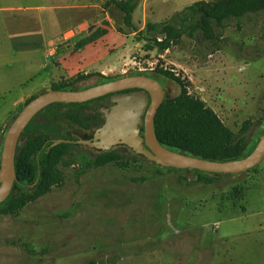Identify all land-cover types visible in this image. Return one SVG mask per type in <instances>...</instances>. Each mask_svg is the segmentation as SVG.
Listing matches in <instances>:
<instances>
[{
	"label": "rangeland",
	"instance_id": "374dc122",
	"mask_svg": "<svg viewBox=\"0 0 264 264\" xmlns=\"http://www.w3.org/2000/svg\"><path fill=\"white\" fill-rule=\"evenodd\" d=\"M192 1L137 0L133 25L141 29L145 21H164ZM79 23L85 28L79 36L88 34L89 27L105 30L91 54L120 43L121 38L106 28L126 37V50L117 61L105 62L101 72L79 73L120 77L162 67L179 75L188 92L232 130L246 119L253 123L248 138L264 128V11L238 22L227 20L223 28L214 25L219 48L183 36L158 53L145 48L108 0H0V25L42 28L48 36L55 35L54 41L67 27L75 31ZM62 47L76 48L70 40ZM1 53L9 57L6 49ZM54 67V82L73 77L59 79ZM8 69L31 79L0 94V146L4 128L24 100L50 89L42 86L49 67L25 73L12 63ZM99 79L91 75L77 86ZM163 81L169 96L179 92L174 81ZM21 92L30 95L4 111ZM110 149L120 153L117 163L91 166L76 175L81 157L91 160L97 151L71 148L77 160L63 169L61 185L27 203L17 215L0 216V264H264V157L239 173L204 174L212 178L204 183L196 181V172L161 166L126 145Z\"/></svg>",
	"mask_w": 264,
	"mask_h": 264
},
{
	"label": "trees",
	"instance_id": "16d2710c",
	"mask_svg": "<svg viewBox=\"0 0 264 264\" xmlns=\"http://www.w3.org/2000/svg\"><path fill=\"white\" fill-rule=\"evenodd\" d=\"M223 1L225 0H207L204 4L205 0H197L175 11L164 21L148 20L141 29H137L132 22V13L137 7V0H108L122 12L123 23L134 28L133 31L145 42V48L155 49L158 53L179 43L183 36L198 40L201 45L209 43L213 48H219L217 42L219 34L215 31L214 25L223 28L227 20L238 22L250 13L257 14L264 11V0H228L226 3ZM98 28L89 27V33L77 41L75 47H82L101 36L105 30ZM144 72L136 70L132 73L144 74ZM152 73L174 81L179 87L176 95L163 98L154 115V132L160 144L173 151L214 161L242 158L253 149L262 134L263 127L254 133V137L248 138L247 133L253 124L252 121L244 120L239 129L234 131L225 125L204 101L188 92L186 83L179 75L158 66L152 70ZM95 74L100 76L96 83L119 77H106L99 73L85 75L77 73L69 79L52 83L50 88L66 90L84 88L87 86L78 87L77 83ZM34 96L26 98L23 105ZM95 99L84 102L51 103L28 121L21 132V147L14 157L15 179L12 189L0 202V216L17 215L27 203L47 193L53 186L62 184L63 169L77 160L70 150L80 147L76 142L69 141L67 130L69 126L87 125L84 106ZM63 107L67 108L62 109ZM7 127L8 125L4 128V132ZM142 131L141 124V135ZM56 140L58 141L54 143ZM134 154L142 157L135 152ZM119 157H121L120 153L112 149L98 150L91 160L82 156L76 175L84 173L91 166L117 163ZM167 168L196 172L197 182L212 181V178L204 176L212 172L192 168Z\"/></svg>",
	"mask_w": 264,
	"mask_h": 264
},
{
	"label": "water",
	"instance_id": "95a60500",
	"mask_svg": "<svg viewBox=\"0 0 264 264\" xmlns=\"http://www.w3.org/2000/svg\"><path fill=\"white\" fill-rule=\"evenodd\" d=\"M206 3L205 1L204 4ZM130 88L142 89L145 92L135 90L131 93L114 94L112 100L115 103L110 111H105L103 131L97 133L92 141L78 139V142L89 146H98L97 144L111 146L122 143L143 158L164 167L192 168L216 174L239 173L255 166L264 157V131L253 149L246 156L238 159L214 161L168 149L158 142L153 119L165 92L169 89L151 76L124 74L77 90L50 88L35 95L22 106L9 123L1 141L0 202L10 193L15 179L14 157L21 147V132L37 112L51 103L84 102Z\"/></svg>",
	"mask_w": 264,
	"mask_h": 264
},
{
	"label": "crops",
	"instance_id": "0c3cea01",
	"mask_svg": "<svg viewBox=\"0 0 264 264\" xmlns=\"http://www.w3.org/2000/svg\"><path fill=\"white\" fill-rule=\"evenodd\" d=\"M194 1L197 0H193L192 2ZM83 24L79 23L76 25L75 34L69 39L73 44H76L77 41L87 35V33L78 35L85 30ZM68 28H65L63 31ZM106 30L114 32L116 36L121 38V41L117 46L111 47L102 54H91L90 49L96 43V40L99 39L97 38L82 47L69 51H63L62 44L64 42H59L58 45L60 47L57 46L58 52H55L53 56H46L47 47L54 42L55 35L48 36L49 34H46L42 28L31 29L21 25H0V72H2L0 74V94L4 93L5 89L20 87L28 79H31L30 76L25 75L18 76L16 74L15 76L12 74V71L9 73L8 66L12 63L19 64L21 71L25 73H30L38 68L47 69L49 67L47 78L42 84L44 88L54 83L55 65L58 67L57 77L59 79H61V76L67 78L79 72H101L105 62L117 61L121 56V52L126 50V46H124L126 37L124 38L123 34L115 32L113 28H106ZM1 49H6L8 58H2L3 53H1ZM47 58H52L51 64L47 61ZM27 95L30 94L24 92L18 94L4 111L9 110L11 106L18 103Z\"/></svg>",
	"mask_w": 264,
	"mask_h": 264
},
{
	"label": "flooded vegetation",
	"instance_id": "af4514ba",
	"mask_svg": "<svg viewBox=\"0 0 264 264\" xmlns=\"http://www.w3.org/2000/svg\"><path fill=\"white\" fill-rule=\"evenodd\" d=\"M144 74L153 77L156 79L163 87H165L163 79H165L162 76L155 75L150 71H145ZM129 75H134L133 73H130ZM142 91L145 92L142 89L138 88H130V89H124L118 92L109 93L100 97H97L94 101L88 103V108L84 111L85 117L87 118V127H74L72 129L67 130V134L70 136L69 141L76 142L79 146L88 147L91 149H94L96 151L98 150H108L111 146H105V144H97L98 146H89L87 144H83L81 142H78V139L81 140H89L92 141L97 133H100L103 131V125L105 122V111H110L111 107L115 103L112 100V96L114 94H122V93H131L133 91ZM169 96V90L165 92L164 97ZM163 97V98H164ZM142 124V123H141ZM143 125V124H142ZM119 145H124L122 143H117Z\"/></svg>",
	"mask_w": 264,
	"mask_h": 264
},
{
	"label": "built area",
	"instance_id": "2783aa9c",
	"mask_svg": "<svg viewBox=\"0 0 264 264\" xmlns=\"http://www.w3.org/2000/svg\"><path fill=\"white\" fill-rule=\"evenodd\" d=\"M74 30L72 29H67L61 33V35L54 41L51 45L47 47L46 50V56H53L55 54V49L57 47V44L59 42H67L73 35H74Z\"/></svg>",
	"mask_w": 264,
	"mask_h": 264
}]
</instances>
